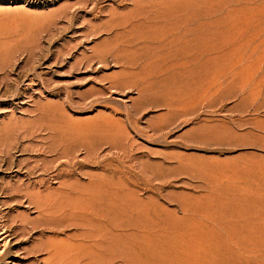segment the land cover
Wrapping results in <instances>:
<instances>
[{"label":"rangeland","instance_id":"374dc122","mask_svg":"<svg viewBox=\"0 0 264 264\" xmlns=\"http://www.w3.org/2000/svg\"><path fill=\"white\" fill-rule=\"evenodd\" d=\"M0 238L264 264V0H0Z\"/></svg>","mask_w":264,"mask_h":264},{"label":"bare ground","instance_id":"6f19581e","mask_svg":"<svg viewBox=\"0 0 264 264\" xmlns=\"http://www.w3.org/2000/svg\"><path fill=\"white\" fill-rule=\"evenodd\" d=\"M111 207H112V206H111ZM112 209H113V208H112ZM108 210H109V209H108ZM111 212H112V211H111ZM114 212H115V211H114ZM86 220H87V219H86ZM91 220H92V219H91ZM88 221H89V219H88ZM92 221H93V220H92ZM108 222H109V221H108ZM90 225H91V224H90ZM88 226H89V225H88ZM85 228H87V227L85 226ZM109 228H111V227H109ZM89 229H90V228H89ZM112 230H113V229H112ZM114 231L116 232V230H114ZM122 232H123V231H122ZM89 233H90V232H89ZM90 234H91V233H90ZM90 234H89V235H90ZM97 234H98V233H97ZM109 234H110V233H109ZM111 234H112V233H111ZM111 234H110V235H111ZM87 235H88V234H87ZM91 235H92V234H91ZM102 235H103V234H102ZM110 235H109V236H110ZM85 236H86V235H85ZM100 236H101V235H100ZM105 236H106V235H105ZM107 237H108V236H107ZM114 237H115V236H114ZM103 238H104V237H103ZM0 239H1V238H0ZM86 240H88V238H87ZM97 240H98V239H97ZM109 240H111V239H109ZM3 241H4V240H3ZM0 242H1V241H0ZM103 242H104V241H103ZM113 242H114V241H113ZM92 244H93V243H92ZM101 244H102V243H101ZM112 244H114V243H112ZM115 244H116V243H115ZM87 245H88V244H87ZM94 245H96V244H94ZM103 245H105V244H103ZM81 246H82V245H81ZM91 246H92V245H91ZM109 246H110V245H108V247H109ZM97 247H98V249H99L100 246H97ZM103 248H104V247H102L101 250H103ZM111 248H112V246H111ZM89 249H90V247H89ZM91 249H92V248H91ZM93 249H94V247H93ZM95 250H96V249H95ZM92 251H93V250H92ZM96 251H98V250H96ZM58 252H59V251H58ZM58 252H57V253H58ZM64 252H65V251H64ZM70 252H71V251H70ZM99 252H101V251H99ZM105 252H107V251H105ZM111 252H112V251H111ZM113 252H114V251H113ZM57 253H56V254H57ZM62 253H63V252H62ZM89 253H91V252H89ZM114 253H115V252H114ZM50 254H52V253L50 252ZM68 254H69V253H67V255H68ZM82 254H83V253H82ZM94 254H95V253H94ZM100 254H101V253H100ZM61 255H62V254H61ZM64 255H65V254H64ZM83 255H84V254H83ZM85 255H86V254H85ZM95 255H96V254H95ZM101 255H103V253H102ZM106 255H107V254H106ZM115 255H116V254H115ZM50 256H51V255H50ZM59 256H60V255L56 256V257H57L56 259H57V260L59 259V260H60L59 264H61L63 260L60 258V257H62V256H60V257H59ZM79 256H80V255H79ZM81 256H82V255H81ZM101 257H102V256H101ZM111 257H112V256H111ZM48 258H49V257H48ZM65 258H66V257H65ZM67 258H68V256H67ZM90 258H91V257H90ZM94 258H95V257H94ZM68 259H69V258H68ZM116 259H117V258H116ZM54 260H55V259H54ZM59 260H58V261H59ZM64 260H65V259H64ZM70 260L72 261V259H70ZM75 260H76V259H75ZM81 260H82V259H81ZM93 260H94V259H93ZM97 260H98V259H97ZM102 260H104V259H102ZM109 260H110V259H109ZM66 261H67V260H66ZM67 262H68V261H67ZM87 262H88V261H87ZM90 262H91V261H90ZM63 263H65V262H63ZM68 263H71V262H68ZM68 263H67V264H68ZM73 263H74V262H73ZM81 263H82V262H81ZM105 263H106V262H105ZM110 263H111V262H110ZM74 264H75V263H74ZM77 264H79V263H77ZM120 264H121V263H120Z\"/></svg>","mask_w":264,"mask_h":264}]
</instances>
